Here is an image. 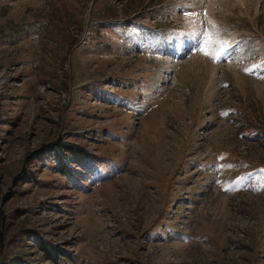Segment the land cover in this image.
<instances>
[{
  "label": "rangeland",
  "instance_id": "374dc122",
  "mask_svg": "<svg viewBox=\"0 0 264 264\" xmlns=\"http://www.w3.org/2000/svg\"><path fill=\"white\" fill-rule=\"evenodd\" d=\"M42 245L264 264V0H0V264Z\"/></svg>",
  "mask_w": 264,
  "mask_h": 264
},
{
  "label": "trees",
  "instance_id": "16d2710c",
  "mask_svg": "<svg viewBox=\"0 0 264 264\" xmlns=\"http://www.w3.org/2000/svg\"><path fill=\"white\" fill-rule=\"evenodd\" d=\"M48 148L53 150L51 155L57 171L61 176H68V178H71L74 175L71 171L78 172V170H76L77 168H81V170L91 168L90 166L96 158L83 147L72 145L70 143L63 142L53 144ZM71 164H74L73 166L75 167H71ZM39 247L47 259L53 264H56V262L62 259V257L66 259L65 254H58L54 249H49V251L48 249H45L46 247L43 245Z\"/></svg>",
  "mask_w": 264,
  "mask_h": 264
},
{
  "label": "snow or ice",
  "instance_id": "6c2138e0",
  "mask_svg": "<svg viewBox=\"0 0 264 264\" xmlns=\"http://www.w3.org/2000/svg\"><path fill=\"white\" fill-rule=\"evenodd\" d=\"M205 43H206V44H210L211 41L208 40V41H205ZM202 51H203V49H202ZM204 54H205V55H210V53H209L208 51H204Z\"/></svg>",
  "mask_w": 264,
  "mask_h": 264
}]
</instances>
